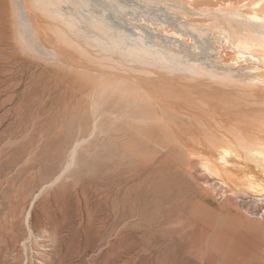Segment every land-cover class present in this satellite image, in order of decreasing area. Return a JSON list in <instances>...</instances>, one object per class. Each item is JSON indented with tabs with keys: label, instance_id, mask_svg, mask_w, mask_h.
I'll return each instance as SVG.
<instances>
[{
	"label": "bare ground",
	"instance_id": "bare-ground-1",
	"mask_svg": "<svg viewBox=\"0 0 264 264\" xmlns=\"http://www.w3.org/2000/svg\"><path fill=\"white\" fill-rule=\"evenodd\" d=\"M0 113L92 205L200 166L264 217V0H0ZM15 213L0 199V264H65L66 234Z\"/></svg>",
	"mask_w": 264,
	"mask_h": 264
},
{
	"label": "rangeland",
	"instance_id": "rangeland-1",
	"mask_svg": "<svg viewBox=\"0 0 264 264\" xmlns=\"http://www.w3.org/2000/svg\"><path fill=\"white\" fill-rule=\"evenodd\" d=\"M4 126H0V199L10 212H16L23 222L25 219V229L30 213L29 220L38 227L52 224L51 231L66 234L61 251L68 258L63 263L264 264V217L249 215L253 198L243 196L235 203L230 193L209 181L200 166L195 177L138 182L139 188L128 193L131 205L126 192L120 196L125 202L120 201V207L117 203L115 208L111 205L113 209L93 206L94 194H78L74 177L63 173V164L30 155L34 145L3 140V136L9 137V124ZM36 145V151L48 150ZM95 162L90 170L97 176L101 166ZM258 207L264 215V201ZM114 222L119 224L116 230ZM79 252L88 257L81 260Z\"/></svg>",
	"mask_w": 264,
	"mask_h": 264
}]
</instances>
